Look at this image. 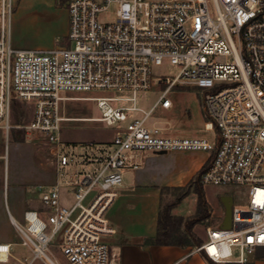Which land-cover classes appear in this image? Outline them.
Wrapping results in <instances>:
<instances>
[{
	"label": "built area",
	"instance_id": "2783aa9c",
	"mask_svg": "<svg viewBox=\"0 0 264 264\" xmlns=\"http://www.w3.org/2000/svg\"><path fill=\"white\" fill-rule=\"evenodd\" d=\"M114 4L115 20L105 22ZM14 9L2 0L0 130L7 143L12 130L43 140L57 172L41 194L47 219L29 210L26 224L17 226L34 258L47 259L57 248L69 264H114L118 230L107 213L125 173L141 169L147 152L213 153L202 184L247 189L246 205L232 207L230 226L207 227L206 242L191 254L243 264L264 247V0H71L67 45L50 50L12 46ZM165 66L177 67V74L155 76ZM155 85L163 89L143 110L138 97ZM179 86L204 92L205 129L216 132L215 140L174 137L168 127L149 123L156 108L171 110L169 94ZM98 91L119 94L92 98L101 111L93 120L115 129V150L62 137L64 95ZM17 102L33 107L30 122H13ZM63 188L73 195L70 206L62 203ZM9 256L10 246L0 244V260Z\"/></svg>",
	"mask_w": 264,
	"mask_h": 264
},
{
	"label": "crops",
	"instance_id": "0c3cea01",
	"mask_svg": "<svg viewBox=\"0 0 264 264\" xmlns=\"http://www.w3.org/2000/svg\"><path fill=\"white\" fill-rule=\"evenodd\" d=\"M11 1L15 6L10 25L11 44L14 48L23 50H50L58 46L67 45V36L69 32V12L67 6L61 5L59 0ZM154 88L159 92V97L163 86L155 85ZM187 88L195 89L194 87ZM172 91L170 93H172ZM198 92L203 94L199 89ZM64 97L65 99L61 102L94 98L66 95H64ZM61 102L59 105V112L61 116L68 119L62 122L63 138L64 125L80 121H95L93 120L96 119L94 117H75L68 115L67 111L61 108ZM142 109L149 110L145 108ZM174 110L175 104L172 101V108L167 113L170 114ZM203 112L206 114L204 109ZM138 116H141V114ZM208 121L209 120L203 121L202 130H204V132H214L212 138L201 136L198 132H193L182 125V123L186 122L185 119L182 120L177 118L172 124L170 121L165 122L167 125L164 127H168L169 133L174 137H205L210 140H215L216 132L205 129V124H207ZM112 132L110 139L108 138V140L100 141H112L115 136V129L112 128ZM21 133L22 132L17 131V136ZM72 137H74V133L72 131L67 132V137L64 138V140L72 144L85 143L83 140H73ZM29 138L48 147L41 139ZM168 154L171 157L173 156V158L181 160L180 168L161 171L158 167L160 159L157 157L150 158L148 154L144 153L143 167L137 171H132L136 172L132 180L128 182L125 179L126 174L132 172L125 173L124 175V187L118 191L119 196L107 213L111 225L118 230L116 236L117 243L113 247L114 264H211V261L207 259L205 253L194 252L191 254L192 251L200 245L178 247L159 246L147 243V240L154 239L158 233V219L162 203L161 188L182 186V183L186 179H192L197 175L207 162L210 161L213 155V153H204L201 151L193 153L172 152ZM48 169L47 181L34 185V191H29L27 188L22 191V203L11 209L6 203L5 189L0 187V244L10 246V256L8 260H0V264H60L49 255L47 259L34 258L33 249L22 244V237L17 229V226L23 227L26 224L24 219V213L26 211H37L44 219H47L49 210L43 205L41 194L42 191L55 184L57 180L56 166L55 168ZM205 189L206 187H204V194ZM63 191H66V196L70 195L73 198L72 193L67 188H63L62 198ZM205 198L209 206V218L193 228V233L202 240V244H204L207 239V227L219 228L223 226L226 213L224 200L230 198L233 201V206L235 205L233 197L229 195H224L220 202H211L206 194ZM62 203L65 206H70L66 205L63 199ZM196 213L197 202L194 214L196 215ZM222 215H224V217H222ZM238 254V250L234 249L233 260L238 258ZM247 258V262L243 264H264V247L258 248L254 254L247 256ZM2 259H5V257ZM61 259L64 264H69L63 255ZM212 264L239 263L212 262Z\"/></svg>",
	"mask_w": 264,
	"mask_h": 264
},
{
	"label": "rangeland",
	"instance_id": "374dc122",
	"mask_svg": "<svg viewBox=\"0 0 264 264\" xmlns=\"http://www.w3.org/2000/svg\"><path fill=\"white\" fill-rule=\"evenodd\" d=\"M1 5L2 0H0V8ZM117 9L118 6L116 4L112 5L109 8V11L102 16V19L105 22H113L115 20ZM177 72V67L165 66L162 69H157L155 76H174ZM158 94L159 92L155 88L146 94H140L138 97V106L150 109L157 100ZM203 94H200L196 88L193 89L182 86L175 88L172 93L169 94V98L172 99L175 104V110L168 114L158 107L151 114L149 123H156L158 126H166L167 123L165 122L170 121L172 124V122L177 118L182 120L185 119L186 122L182 123V125L189 128L193 132H198L201 136L212 138L214 132H204V130H202L203 121L210 120L203 112ZM65 95L74 97L119 96V94L104 91L66 93ZM61 108H64L68 115L75 117L98 118L101 116V111L98 108L97 102L93 99L64 101L61 102ZM32 112V106H27L23 103L17 102L13 108V122L20 125L30 122L32 119ZM135 115L138 116L140 114L135 113ZM70 131L74 133V137H72L73 140H83L85 142L93 140L101 145L109 146L112 150H115L111 141H100L108 140V138L110 139L111 134L113 133L112 128L106 126L100 121H80L68 123V125H64V138L67 137V132ZM168 153L172 152L160 154L147 152L146 154H148L150 158L157 157L160 159L158 167L161 171L180 168L181 160L173 158V156L171 157ZM55 166L56 162L49 147L31 140L29 137L26 138L22 133L17 136L16 130H12L10 132L7 143L5 132L0 130V187L5 189L6 203L10 206V209L22 203V191L26 190V188L29 191H34V185L46 182L48 179V168H55ZM88 170L93 171L95 169L90 166ZM80 171L86 172L87 168L81 167ZM69 172L75 173L76 169H69ZM135 175L136 172L126 174V181L130 182ZM195 178L196 175L192 179H186L180 187L161 188L162 207L165 208L166 206L176 203V206L172 209L171 213L176 217H182L184 220L192 219L195 215L194 212L196 210L197 202V195L194 191L196 188L201 187L203 189L206 187L205 194L211 202H220L224 195H229L233 197L234 204L236 206L246 205V188L204 186L201 181L194 183L193 181ZM62 199L66 205L73 204L72 196H66V191H63ZM222 217H224V215H222ZM47 254L53 259H56L58 263L64 264L61 259L62 254L59 249L51 248Z\"/></svg>",
	"mask_w": 264,
	"mask_h": 264
},
{
	"label": "trees",
	"instance_id": "16d2710c",
	"mask_svg": "<svg viewBox=\"0 0 264 264\" xmlns=\"http://www.w3.org/2000/svg\"><path fill=\"white\" fill-rule=\"evenodd\" d=\"M61 5L67 6L70 0H59ZM213 157V155H212ZM212 157L209 162L198 172L194 183L201 181L203 173L208 169ZM197 195V213L189 220H184L182 217L174 216L171 211L176 206L175 204L162 207L158 219V233L154 239L147 240L148 244L159 246H199L202 240L199 239L194 233L193 228L209 218V206L207 204L204 189L196 188L194 191ZM212 264V262H211Z\"/></svg>",
	"mask_w": 264,
	"mask_h": 264
},
{
	"label": "water",
	"instance_id": "95a60500",
	"mask_svg": "<svg viewBox=\"0 0 264 264\" xmlns=\"http://www.w3.org/2000/svg\"><path fill=\"white\" fill-rule=\"evenodd\" d=\"M224 204H225L226 213H225V218H224V222H223L222 227L227 228L231 224L233 201H232V199L228 198V199L224 200Z\"/></svg>",
	"mask_w": 264,
	"mask_h": 264
},
{
	"label": "bare ground",
	"instance_id": "6f19581e",
	"mask_svg": "<svg viewBox=\"0 0 264 264\" xmlns=\"http://www.w3.org/2000/svg\"><path fill=\"white\" fill-rule=\"evenodd\" d=\"M210 126V125H209Z\"/></svg>",
	"mask_w": 264,
	"mask_h": 264
}]
</instances>
